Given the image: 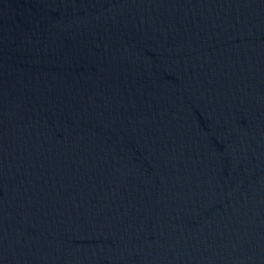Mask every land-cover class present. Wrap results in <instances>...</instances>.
<instances>
[{"label": "water", "instance_id": "1", "mask_svg": "<svg viewBox=\"0 0 264 264\" xmlns=\"http://www.w3.org/2000/svg\"><path fill=\"white\" fill-rule=\"evenodd\" d=\"M0 264H264V0H0Z\"/></svg>", "mask_w": 264, "mask_h": 264}]
</instances>
